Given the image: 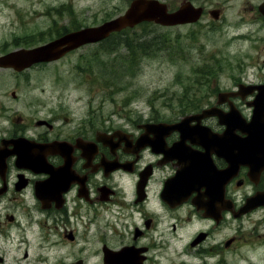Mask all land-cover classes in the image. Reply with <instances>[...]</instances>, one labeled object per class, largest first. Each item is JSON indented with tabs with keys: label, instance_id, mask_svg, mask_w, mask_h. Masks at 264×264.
Masks as SVG:
<instances>
[{
	"label": "flooded vegetation",
	"instance_id": "af4514ba",
	"mask_svg": "<svg viewBox=\"0 0 264 264\" xmlns=\"http://www.w3.org/2000/svg\"><path fill=\"white\" fill-rule=\"evenodd\" d=\"M224 1L215 9L183 1L202 10L200 20L158 26L227 22L224 6L233 0ZM163 3L170 12L181 7ZM237 13L231 25L251 28L231 38L251 52L231 62L219 55L204 75L216 82L184 104L201 110L180 119H124L119 127L56 109L46 118L4 121L0 264H236L243 247L262 255L264 205L242 211L249 200L264 203V0H246ZM212 108L224 119H186ZM238 144L251 147L243 154Z\"/></svg>",
	"mask_w": 264,
	"mask_h": 264
},
{
	"label": "rangeland",
	"instance_id": "374dc122",
	"mask_svg": "<svg viewBox=\"0 0 264 264\" xmlns=\"http://www.w3.org/2000/svg\"><path fill=\"white\" fill-rule=\"evenodd\" d=\"M160 1L178 9L183 1L190 0ZM245 1L225 3L224 23L207 17L197 25H147L23 73L0 70V126L7 119L46 118L48 110L54 109L73 119L108 121V126L115 127L126 124L124 119H180L203 109V104L191 108L184 104L192 93L205 91L206 85L217 80L216 75L212 80L204 75L217 67L221 56L231 62L237 53L251 52L249 43L237 46L231 38L251 28L236 30L231 25L240 19L237 11ZM131 2L0 0V56L47 44L70 31L100 26L123 15ZM224 2L195 0L207 9L223 8ZM229 77L223 72L222 86L229 84ZM237 254L236 264H250L248 256L264 264V252L254 255L243 247Z\"/></svg>",
	"mask_w": 264,
	"mask_h": 264
},
{
	"label": "water",
	"instance_id": "95a60500",
	"mask_svg": "<svg viewBox=\"0 0 264 264\" xmlns=\"http://www.w3.org/2000/svg\"><path fill=\"white\" fill-rule=\"evenodd\" d=\"M201 16L202 10L194 8L191 4H184L178 11L169 13L167 6L157 0H135L124 15L105 22L99 27L87 28L66 34L63 37L41 47L17 50L0 56V69H13L17 72H22L38 63H49L59 60L67 53L79 49L82 46L102 42L114 33L122 32L127 28H135L145 22L170 27L195 23L200 20ZM222 97L223 96L220 98ZM212 116H218L220 119H224V116L215 108L205 110L203 113L198 115L186 117V119H189L188 122H191L194 119L199 121ZM257 116L258 113H256L255 118H257ZM185 122L187 121L185 120L180 125L184 126ZM256 125L257 124L254 126ZM147 127L149 129L150 126ZM164 127L167 126L165 125ZM152 128L154 129V127ZM242 130L245 131L246 128H242ZM250 147L251 146L248 144H238V148L243 151V154H245V151L247 152V149ZM15 148L16 150H19V148L22 149L23 147L19 144L16 145ZM22 155L25 154L22 153ZM30 157L34 158L33 156ZM22 158L24 159L23 162L37 163L35 160L29 159L27 156H22ZM260 205H264V203H258L257 199L249 200L247 209H244L242 214Z\"/></svg>",
	"mask_w": 264,
	"mask_h": 264
},
{
	"label": "trees",
	"instance_id": "16d2710c",
	"mask_svg": "<svg viewBox=\"0 0 264 264\" xmlns=\"http://www.w3.org/2000/svg\"><path fill=\"white\" fill-rule=\"evenodd\" d=\"M148 25H152V24H148ZM145 26H147V25H143L142 27H145ZM128 31H132V30H128ZM119 35V34H118ZM116 36V35H115ZM140 43H146V44H148L147 42H140ZM129 46H130V44H129ZM188 108H191V106H189Z\"/></svg>",
	"mask_w": 264,
	"mask_h": 264
}]
</instances>
